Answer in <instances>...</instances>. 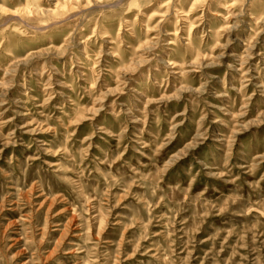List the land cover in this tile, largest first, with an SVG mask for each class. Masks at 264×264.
I'll use <instances>...</instances> for the list:
<instances>
[{
	"label": "rangeland",
	"instance_id": "1",
	"mask_svg": "<svg viewBox=\"0 0 264 264\" xmlns=\"http://www.w3.org/2000/svg\"><path fill=\"white\" fill-rule=\"evenodd\" d=\"M0 264H264V0H0Z\"/></svg>",
	"mask_w": 264,
	"mask_h": 264
}]
</instances>
